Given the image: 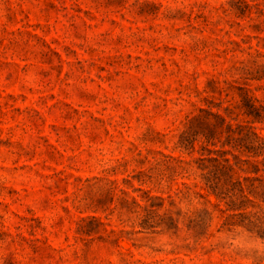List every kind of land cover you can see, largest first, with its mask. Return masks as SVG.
<instances>
[{"label":"rangeland","instance_id":"1","mask_svg":"<svg viewBox=\"0 0 264 264\" xmlns=\"http://www.w3.org/2000/svg\"><path fill=\"white\" fill-rule=\"evenodd\" d=\"M0 264H264V0H0Z\"/></svg>","mask_w":264,"mask_h":264}]
</instances>
